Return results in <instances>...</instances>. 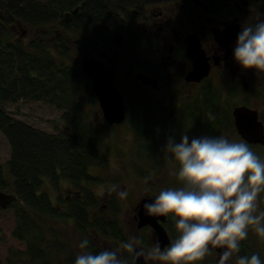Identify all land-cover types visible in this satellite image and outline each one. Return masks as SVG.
Instances as JSON below:
<instances>
[{"label": "trees", "instance_id": "1", "mask_svg": "<svg viewBox=\"0 0 264 264\" xmlns=\"http://www.w3.org/2000/svg\"><path fill=\"white\" fill-rule=\"evenodd\" d=\"M178 1L0 0V131L11 146L7 169L12 178L9 183L0 174V187H12L18 197V226L13 235L27 240L25 254L29 264H53L58 256H65L67 262L73 263L76 257V253L58 240L59 236H49L48 220L73 219L83 238L90 240L92 251L101 249L92 233L101 235L114 231L118 239L125 240L118 228L119 207L115 200L107 217L94 215L91 211L90 188L99 179L96 171L106 167L108 143L100 137L91 118L89 107L97 103L92 83L81 72L80 62L73 60V49L66 37L71 39L75 35L80 37L90 33L113 51L120 49L113 36L118 31L129 41L127 45H120L124 65L150 74V68H142L144 59L136 44L147 47L150 35H158L163 41L162 36L169 33L184 32L190 27L194 29L196 13L192 8H182L175 14L168 9V16L155 23L148 22L153 17L146 9L158 3L172 6ZM149 28L152 32L147 35L146 29ZM136 32L140 33L139 36ZM138 37L142 38L140 42ZM99 43L93 45L99 48ZM181 73L184 71L177 74L178 80L182 78ZM128 74L131 82L138 84L135 74ZM207 90L209 93L202 90L194 97L193 110L187 109L186 112L202 111L206 105H212L213 89L209 87ZM126 92L129 103L131 92ZM170 95L184 97L181 93ZM22 99L56 104L64 110L66 129L49 134L11 117L1 108L4 103ZM87 99L90 100L87 102ZM135 127L141 134L142 129ZM141 135L150 139L146 131ZM159 137L154 139L156 143L163 139ZM47 179L54 184L66 179L76 188L75 195L67 200V208L54 205L48 193L43 191Z\"/></svg>", "mask_w": 264, "mask_h": 264}, {"label": "rangeland", "instance_id": "2", "mask_svg": "<svg viewBox=\"0 0 264 264\" xmlns=\"http://www.w3.org/2000/svg\"><path fill=\"white\" fill-rule=\"evenodd\" d=\"M254 2L256 7L254 9L256 10L250 12V16L257 18L259 17L258 13L260 7L264 10V0H255ZM257 3H260L259 6ZM180 5V2L173 3L172 6L170 5V12L172 14L177 13L178 9H180ZM162 9L161 6H149L146 10L149 12V15H154L159 19L160 16L157 15ZM164 11L166 16H168L169 10L167 11L165 9ZM148 22L155 21L154 19H150ZM149 26H154V24L149 23ZM114 27L116 26L114 25ZM134 28L139 29L138 27ZM146 30L148 32L147 35H150V28ZM158 32H160V30ZM186 32H194V30L190 27ZM136 34L139 36L140 33L136 32ZM113 36L117 42V46L120 48L119 50L115 49L110 51L108 48H105L103 44L99 43L100 39L97 38L96 35L90 33L82 34L80 37L75 35L72 36L71 39L70 36L66 37V42H68L73 49V54L71 56H73L74 61L80 62L84 58L94 57L108 60L106 61L107 63L116 64L117 86L122 90L124 95L127 94L126 91L131 92L129 95V103L126 101L127 115L123 123L109 124L104 119L98 103L89 107L91 118L97 127L100 137L109 144V146L107 144L106 167L96 171V174L99 175V179L90 188L91 202L89 203H92L91 211L94 215L99 214V216L107 217L110 212L111 203L115 200L118 207L120 206L117 216L119 231H121L123 235L129 237V235L136 234L137 232V220L134 219L137 212L134 208L138 202L144 197L154 195L160 188L179 186L181 184L177 181L178 177L172 172V169L175 168V164L172 163V154L166 152L161 143L165 145L167 141L166 138L170 136H174L177 140H180L184 133H187L190 138L196 136V132H193L194 130L188 123L182 125L180 121L183 119L182 115L185 113L184 111L186 109L193 110L191 105L196 100L194 97L201 91V86L199 84L183 88V83L181 82L182 87L178 89L180 91L176 90V92H172L169 90V84L164 81H161L158 89L145 88L141 84H133L126 71L130 68L124 65V61L122 57H120L122 52L121 49H123L120 45L124 43L127 45L129 41L125 35L122 33L119 34L118 31H116ZM170 37L174 38L175 35L170 33ZM150 38L149 36L147 47L146 45L136 44V41L135 44L143 59L149 60L152 64L160 63L162 65L164 59H162L160 54L158 55L154 52L152 48L154 47V39L150 40ZM76 40H78L77 44H75ZM137 40L140 42L142 38L138 37ZM95 42L100 44L99 48L93 45ZM135 71L141 70L135 69ZM209 79V83L214 86L217 85L219 91L223 93L224 90H227L224 85L231 86L228 82L232 81V79L229 80L230 78H225L222 73L216 70ZM179 93L185 98L183 104H173V98L172 96L170 97L169 94L179 95ZM240 97L241 96L236 98L237 101ZM89 100L90 99H87V102ZM1 108L11 117L49 134H56L66 129V124L63 121L64 110L48 101L22 99L18 102L4 103L1 105ZM179 117H182V119H177ZM170 125L174 126L169 127ZM135 126H139L143 133L146 131L152 140L141 135L142 132L140 134ZM165 133L167 134L163 142L156 143V140H154L155 137L165 135ZM145 149L149 151L146 154L144 153L147 151ZM253 151L261 154L259 149ZM10 157L11 146L7 137L0 131V174L3 179H6L9 183L12 182L11 175L7 170V162L10 160ZM166 160H168V164L165 163ZM145 183L151 186V191L144 190ZM43 187V190L51 197L53 204L60 205L63 208L68 207L66 204L67 200H70L71 196H74L76 191V188L66 179H60L59 184H54L47 179L44 181ZM121 189L127 190V197L120 198L117 196V192ZM2 191L15 194L12 187L9 189H2ZM263 192L264 191L261 193ZM258 205H260V203H258ZM16 206L17 204L14 202L9 208H0V264H29L26 260H21V257L24 259L26 258L23 253L26 252L28 247L27 240L18 239L13 235L18 226ZM256 210L261 212L263 208L257 207ZM46 224L49 225L50 228V237L59 236L58 240L64 242L65 246L67 248L69 247L76 255L82 251L79 248V242L83 239V235H81L76 228L73 219L60 222L48 220ZM253 227L254 226H249L251 230ZM252 231L254 234L248 232V236L252 235L251 237H253V235H255V229ZM91 235L96 239L101 248H118L121 244V241L116 239L117 237H113L115 236L114 231H108L104 235L96 233H92ZM127 237L125 239H127ZM247 239L248 238H246V240ZM259 239H262L261 243H264V237L261 236ZM261 243H255L256 246L252 244L253 248L251 244H246L240 247L239 253L244 255V251H248L250 254L253 252L264 254V247ZM243 247L246 248L243 250ZM214 253V251H209L205 257L200 260V263H194L212 264V260L215 258ZM64 257L65 256H62L60 258V256H58L56 263L54 262L53 264H73L72 262H67Z\"/></svg>", "mask_w": 264, "mask_h": 264}, {"label": "clouds", "instance_id": "3", "mask_svg": "<svg viewBox=\"0 0 264 264\" xmlns=\"http://www.w3.org/2000/svg\"><path fill=\"white\" fill-rule=\"evenodd\" d=\"M236 61L245 69L264 73V17L242 24L234 47ZM164 150L172 154V172L179 186L160 188L154 199L145 201L146 214L169 217L177 235L161 246L159 240L147 247L142 238L131 234L118 248L99 251L89 248L90 240L79 242L73 264H186L196 262L210 251L222 247L217 264H227L247 238L249 226L264 237V211L256 212L258 194L264 191V158L243 140L225 135L182 134L178 141L167 138ZM145 191L151 186L145 183ZM128 192H117L120 198ZM236 264H264L259 252L238 255Z\"/></svg>", "mask_w": 264, "mask_h": 264}, {"label": "flooded vegetation", "instance_id": "4", "mask_svg": "<svg viewBox=\"0 0 264 264\" xmlns=\"http://www.w3.org/2000/svg\"><path fill=\"white\" fill-rule=\"evenodd\" d=\"M254 1L255 0H180L182 7L193 8L197 14L195 21L196 28L194 32L199 37L207 57L210 58L209 63L211 65V73L209 76H212L213 72L216 70L217 72L222 73L225 78H230L229 80L232 79V81L228 82V84L231 86L224 85L227 89L226 91L224 90V93L217 90V85L214 86L211 83H204L205 80L200 82L199 84L201 86V91L206 90V92L209 93L210 90L207 89L211 87V89H213L212 94L215 92H219L221 94L223 93L225 95L224 98L220 100L221 102H217L218 99H216L214 95V102L211 103L212 105H206L202 111L186 114L183 113V119L187 120H183L182 117L177 119H182L180 121L182 125H184V123H188L189 126L194 130L193 132H196V136L225 135L233 140H243L249 144L252 150L259 149L261 153L259 155L264 158V145L252 144L244 139L236 127L234 116V110L237 107H247L258 112V119L264 126V73H258L257 70L252 68H243L236 61L233 54L236 40L230 43L227 48H223L217 43V41H215L212 32V28L215 26L224 29L229 23L233 22L240 24L241 31L242 24L256 19L255 17L250 16V12L256 10L254 9L256 8ZM167 4L158 3L155 6H161L165 10ZM257 4L259 6L260 3ZM163 9L160 13H158L157 16L166 17L165 11ZM258 14L259 17H264V10L262 7H260ZM152 17L156 23L158 18H156L154 15H152ZM198 23H200L199 26ZM162 38L163 41H160V43H157L156 46L152 47L154 52H156L158 55L160 54L162 59H164L162 64L164 67L162 78H167L171 73L177 77V74L183 70L184 73H181L182 78L180 82H182L184 86L192 85V83L185 82V73L191 69V62L187 59L186 50L184 52V49H186L187 46L185 36L183 37L182 35H178L172 38L169 35H164ZM175 55L179 56L181 60H178ZM216 58L219 59V64L215 63ZM152 73L153 72H151V76L161 82L160 77L158 78ZM169 90L174 89L169 87ZM239 96L241 97L237 101L236 98ZM172 98V100L177 102L179 105L183 104V101L185 100L184 97ZM215 103H218V106ZM171 126L174 125H170L169 127ZM161 145L162 147L165 146L163 143H161ZM165 163L168 164V160H166ZM174 164L175 169L178 170L179 162L176 161ZM177 181L181 183L179 179ZM258 203H260L258 207H262L264 211V192L258 194L257 204ZM256 212L258 213V210H256ZM134 219L136 220V216H134ZM163 225L167 230L170 239L175 238L177 233L174 228V222L169 217H167ZM253 229L255 228L253 227ZM252 230L249 228L248 232L254 234ZM136 234L142 238V246L144 247L152 245L155 243V241H157V237L154 235V231L150 226L143 227V229H141L139 232L137 231ZM251 236H247V240L244 239L241 241V247L246 244H253L256 246L255 243H261L262 239H259L261 238L259 234L255 232V235H253V237ZM261 245L264 247V243H261ZM245 248L246 247H243V250ZM222 250V247L217 245L210 248V251L215 252V258L212 260V264H217ZM239 252L234 253L227 264H236V257L241 255ZM244 252V255H250L248 251ZM260 256L262 259L264 258V254L260 253ZM196 262L200 263L201 261L199 260ZM193 263L194 262H186V264Z\"/></svg>", "mask_w": 264, "mask_h": 264}, {"label": "water", "instance_id": "5", "mask_svg": "<svg viewBox=\"0 0 264 264\" xmlns=\"http://www.w3.org/2000/svg\"><path fill=\"white\" fill-rule=\"evenodd\" d=\"M215 41L223 48H227L230 43L235 41L240 32L239 23L228 24L223 31L217 27L212 28ZM187 40V56L192 62V69L186 76L187 82H201L205 79L211 70L209 63L210 58L207 57L205 50L202 47L199 37L195 34L186 36ZM216 64H219V59L216 58ZM81 70L89 79L92 80L93 89L97 96L98 103L103 117L110 123H121L126 117V105L124 104V96H122L120 89L115 85L116 72L113 68L95 58H86L81 62ZM137 78L145 85L158 87V81L148 77L143 73H138ZM236 127L240 135L252 144L264 145V126L258 119V112L247 107H237L234 110ZM154 199V197H146L138 204V228L151 226L155 232V236L161 242V246L170 242L169 235L164 228L162 222H165L164 216H153L146 214L144 209L145 201ZM15 197L11 194H6L0 191V206L2 208L8 207ZM214 245H210V248ZM137 264H146L143 257L138 258Z\"/></svg>", "mask_w": 264, "mask_h": 264}, {"label": "bare ground", "instance_id": "6", "mask_svg": "<svg viewBox=\"0 0 264 264\" xmlns=\"http://www.w3.org/2000/svg\"><path fill=\"white\" fill-rule=\"evenodd\" d=\"M200 25V23H198V26ZM216 27V26H215ZM218 28V27H217ZM218 29H220V31L222 32L223 31V28H218ZM237 40V39H236ZM187 49V48H186ZM186 49H184V52H185V50ZM175 57L179 60V57L177 56V55H175ZM141 65H142V68L143 67H146V68H150V70H151V72H153L152 74H154L155 76H157L158 78L160 77V80L161 81H164L165 83H167V84H169V87H171V88H173L174 90H177V91H180V90H178L179 89V87H182L181 86V82H180V80H178L177 79V77H175L172 73L171 74H169L168 75V77L166 78V77H164V78H162V76H163V73H164V67L160 64V63H155V64H152V62H150L149 60H147V61H145V60H142L141 61ZM141 68V69H142ZM128 73H136L137 74V72L133 69H127L126 70ZM190 71V69L188 70V71H186V73H185V76H187V74H188V72ZM151 74V73H150ZM192 83V85H198L200 82H191ZM140 84L142 85L143 84V82L141 81L140 82ZM115 85L117 86V84H116V81H115ZM118 87V86H117ZM184 87H186V86H184L183 85V88ZM121 92V91H120ZM121 94H122V92H121ZM215 95V97H216V99H218L217 100V102H221L220 100H222V98H224V94L222 93H219V92H215L214 94H213V96ZM122 96H123V94H122ZM124 104L126 105L127 103H126V100H124ZM102 112V111H101ZM102 115H103V112H102ZM172 162H173V160H172ZM178 164V163H177ZM214 246H216V245H214ZM219 257H220V255H219Z\"/></svg>", "mask_w": 264, "mask_h": 264}]
</instances>
